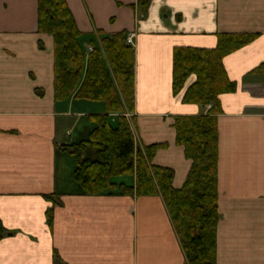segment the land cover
Returning <instances> with one entry per match:
<instances>
[{"label":"crops","instance_id":"obj_1","mask_svg":"<svg viewBox=\"0 0 264 264\" xmlns=\"http://www.w3.org/2000/svg\"><path fill=\"white\" fill-rule=\"evenodd\" d=\"M64 1L85 54L90 40L132 34L133 108L123 114L138 145L165 143L152 163L173 171V188L190 166L174 143L173 118L209 107L181 102L193 75L172 94L173 47L213 48L221 32L256 34L221 58L234 90L218 95L215 264H264V72H253L264 62V0H149L143 14L136 0ZM52 78V39L36 32V0H0V264H185L159 196L80 192L74 159L58 146L84 139L87 116L104 110L54 101ZM51 193L57 204L45 198Z\"/></svg>","mask_w":264,"mask_h":264},{"label":"trees","instance_id":"obj_2","mask_svg":"<svg viewBox=\"0 0 264 264\" xmlns=\"http://www.w3.org/2000/svg\"><path fill=\"white\" fill-rule=\"evenodd\" d=\"M148 1L136 0L139 14L146 11ZM36 32L48 34L52 39L53 100L72 97L103 106L104 113L87 116L92 128L84 139L58 146L59 151L74 159L71 177L80 192L159 196L185 264H215L216 115L221 112L218 95L234 90L221 58L251 41L256 34L221 32L216 35L213 48L173 47L172 94L176 95L193 75L181 102L209 106L206 114L173 118L174 143L182 147L184 158L190 161L183 183L173 188V171L152 163L155 150L164 148L165 143L138 145L123 114L133 108V51L125 42L126 32L102 35L97 45L90 40L92 48L85 54L78 41L80 32L64 0H36ZM253 72H264V62ZM126 176L133 177L132 184L116 180ZM45 198L58 203L53 193ZM45 219L49 225L50 208L45 211ZM53 258H56L54 252Z\"/></svg>","mask_w":264,"mask_h":264},{"label":"built area","instance_id":"obj_3","mask_svg":"<svg viewBox=\"0 0 264 264\" xmlns=\"http://www.w3.org/2000/svg\"><path fill=\"white\" fill-rule=\"evenodd\" d=\"M131 37H132V34L131 33L126 34V36H125V42L127 44H130L131 43ZM88 50L90 51L91 48H88Z\"/></svg>","mask_w":264,"mask_h":264},{"label":"rangeland","instance_id":"obj_4","mask_svg":"<svg viewBox=\"0 0 264 264\" xmlns=\"http://www.w3.org/2000/svg\"><path fill=\"white\" fill-rule=\"evenodd\" d=\"M73 162H74V160H73Z\"/></svg>","mask_w":264,"mask_h":264}]
</instances>
